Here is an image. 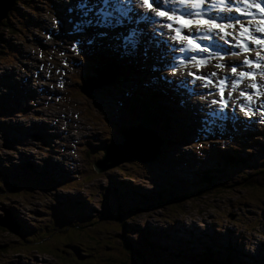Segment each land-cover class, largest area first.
Wrapping results in <instances>:
<instances>
[{
    "label": "rangeland",
    "instance_id": "374dc122",
    "mask_svg": "<svg viewBox=\"0 0 264 264\" xmlns=\"http://www.w3.org/2000/svg\"><path fill=\"white\" fill-rule=\"evenodd\" d=\"M34 1L41 13L38 11L31 19L28 10L22 9V16L13 19L16 33L21 35H7L12 46H2L0 54V220L12 227L0 228V264H186L205 249L215 250L216 245L221 247L220 253L223 247H229L240 251L236 253L246 262H264L263 185L243 187L244 180L231 176L232 171L227 168L225 174L216 176L224 180L229 171L227 178L230 184H238L237 190L216 187L214 191L189 196L180 206L164 204L169 193L173 196L199 191L196 184L200 172L209 170L212 174L221 169L222 163L212 158L219 151L230 148L231 156L253 158L242 164L241 171H237L235 163L237 175L245 177L264 170V139L254 138L264 129V80L260 79L264 69L252 70L244 65V54L233 47L231 36L228 40L232 48L223 41L215 43L212 51L195 59L201 61L200 69L204 66L200 58L207 60L206 67L213 68L207 78H200L206 84L194 85L197 74L184 72L192 76L187 78L192 87L186 94L195 108L189 109L186 89L178 81L172 88L175 101L164 91L169 86V68L159 69L153 62L154 50L147 55L148 62H153L144 67L148 73H142L139 63L131 60L132 55L125 57L121 52L122 44L114 35H101V43L96 44L89 31L95 27L93 24L72 14L64 15L62 7L70 5L71 0ZM75 1L78 0L72 3L74 8L78 6ZM59 3L64 5L59 7ZM223 14L225 18L217 22L243 23L241 16L231 14L232 18H228ZM100 22L108 29L115 27L117 20L101 18ZM159 53L157 50L156 54ZM170 55L174 59L177 53ZM248 55L255 60L254 51ZM93 61L109 69L115 65L120 68L118 74L126 76L120 81V89L103 86L93 91L95 98L81 93L83 78L93 74ZM233 66L236 73L231 71ZM240 71L256 72L255 104L239 96L241 91L252 94V81L239 77ZM165 76L167 79L161 78ZM155 80L166 114L156 113L157 104L152 115L160 122L164 120L174 133L173 144L160 147L158 157L149 164L129 161L95 173L91 165L102 158L105 145L120 144V128L136 127L138 114L142 113L137 107L153 102L139 98L141 94L135 93L138 85ZM224 83L226 87L219 92ZM213 99L217 104L211 103ZM221 99L226 101L223 109ZM167 101L174 112L170 113ZM241 106L245 110L251 107L252 114L245 117ZM175 108L183 118L178 119ZM160 122L154 123L152 129L163 138ZM69 205L81 206L80 212L86 219L74 214ZM135 209L134 214H127ZM119 210L124 213L123 221L118 217ZM71 218L74 223L69 226ZM78 226L80 229H76ZM124 244L135 252L128 251Z\"/></svg>",
    "mask_w": 264,
    "mask_h": 264
},
{
    "label": "bare ground",
    "instance_id": "6f19581e",
    "mask_svg": "<svg viewBox=\"0 0 264 264\" xmlns=\"http://www.w3.org/2000/svg\"><path fill=\"white\" fill-rule=\"evenodd\" d=\"M72 3H74V0H71ZM79 1V2H78ZM78 1H75L78 6H76V8L72 7V3L70 5H67V6H63L64 4L62 3H59L57 4L59 7L60 6H63L62 10H63V13L65 16H69L70 14L74 15L76 19H80L83 18L84 21L87 23H91L93 24L95 27H92L93 29L89 30L91 32V34L93 36H95L94 38V41L96 44H99L101 43L102 41V38H101V33H103V35H114L113 38L117 39V41L119 42V44H122V50L121 51L125 57H128L130 54L132 55L131 56V60H134L135 62L139 63V68H142V73H148V70L145 69V65L146 63L149 64L150 62H148V58H147V55L149 53H151L153 50L155 51V55L153 56L154 58V61L156 65L159 66V69H163V70H167L169 68V74H170V80L166 81V83L169 85L168 88H165L166 90L164 91H168V95L169 97H172V99L175 101V95L172 94V88L174 86V82L175 81H178L180 83V85H182L183 87H185L186 89V92L184 93V95L186 97H189L186 93L189 92L188 90L192 87L190 86V82H189V78L188 77H192V76H188V74H184V72L186 70L190 71L192 74L196 75L195 73V70H194V67L192 68H188L189 65H192V64H195V59H198L200 53L197 52V51H194L190 45H188L186 42L184 41H180L178 42L177 40H174L172 39V37L176 34L175 32L172 31V29H175L176 27V30H178V32L180 33L181 36L183 35H189V37L192 39V43L193 44H196L197 45V48L199 47H208L209 51L212 50L211 48V44H213V40L210 39L208 41H205V40H202L200 39V37L202 35H204L203 33H200V34H194L195 33V30L192 29V33H189V28L188 27H184L180 24H176V23H173V22H169V21H166L164 20V18H155L154 16V13H146L142 8H139V12H140V15H136L134 12L133 13H129L128 16H121L119 12L116 11L117 8H124L126 9L128 7L127 4H122L121 3V0H78ZM263 2V5H264V0H261ZM14 3V1H13ZM13 3L11 5V7L13 6ZM160 5L161 7L164 9V10H170L172 9L173 7H175L174 5L172 4H167L165 5L164 3V0H160ZM133 6L134 7H139L138 6V0H133ZM155 6V5H154ZM10 7V9H11ZM65 10V11H64ZM10 11V10H9ZM8 11V12H9ZM115 11H116V14H115ZM254 11V10H253ZM33 13H29L30 15V18H34L36 15V11H32ZM60 12V11H59ZM106 12H110L112 13V17H108L110 18L111 20H114V21H118L119 20V23L116 22V24L114 25L115 27H105L100 21H101V18H103L104 16V13ZM207 12H208V15L210 17H213V18H216V19H223V13H217L215 10H210V9H207ZM66 13V14H65ZM62 14V13H61ZM115 14V15H114ZM8 15V13H7ZM60 16V15H59ZM7 17V16H6ZM5 17V18H6ZM225 17V16H224ZM100 18V19H99ZM242 18V17H241ZM58 19V18H57ZM56 19V20H57ZM4 20V19H3ZM2 20V21H3ZM153 20H156L157 22L153 23L152 21ZM82 21V20H81ZM168 23L170 25L169 28H164L163 25L161 23ZM1 23V22H0ZM67 23V22H66ZM12 25L14 26V23H12ZM30 26H33V21L32 23L30 24ZM247 25L245 24V27ZM85 27V26H84ZM1 32H2V29L0 28ZM135 30V35L133 36V40L136 42L135 43V47L133 48L132 45L130 43H127L125 41V37L128 36L129 32L130 31H133ZM18 31V29H17ZM53 31V30H52ZM51 31V32H52ZM0 32V33H1ZM158 33H162V34H158ZM89 34V33H88ZM90 34V35H91ZM77 36V35H76ZM81 36V35H80ZM66 38V37H65ZM227 39L230 38V37H226ZM89 39V38H88ZM93 39V37H92ZM8 41V40H7ZM93 41V42H94ZM220 41V40H219ZM89 43V42H88ZM81 44V43H80ZM216 46V45H215ZM0 48H2V45H0ZM108 48V47H107ZM219 50L222 51L221 47H217ZM3 49V48H2ZM8 49V48H7ZM181 49H183V51H181ZM157 50H159V54L157 55ZM165 50L166 51V54L169 53H177L176 57L174 59H172L171 55L170 54H167L169 56H167L165 54ZM2 51V50H1ZM225 51V50H224ZM3 53V51L1 52ZM0 53V54H1ZM212 53V52H211ZM103 56V55H102ZM115 56V60L118 58ZM243 56V55H242ZM171 57V58H170ZM241 57V56H240ZM249 57H252V55H249ZM254 58V56H253ZM176 59V62H174V60ZM179 59V60H178ZM202 59V58H200ZM102 60V59H101ZM119 60V59H117ZM223 60V59H222ZM227 61H230L228 59H226ZM242 60V58H241ZM103 61V60H102ZM159 61H162L159 62ZM218 61V60H217ZM151 61L150 64L153 63ZM84 64V62H83ZM116 64V63H115ZM176 64V65H175ZM179 64V65H178ZM204 64V63H202ZM220 64V63H219ZM226 64V63H225ZM222 65V64H221ZM231 65V64H230ZM85 66V65H84ZM93 67L92 68V72L93 74L91 75H86L84 78H83V86H82V89L84 88L85 84H84V81H85V78L86 77H92V79L94 80V89L95 90H99L100 88H102L103 86H106V85H109L110 87H114V88H118L120 89L121 87V84H120V81L121 79H124L126 78L125 75H122V74H118V72L120 71L119 67L117 65H115V67L113 66L112 68L113 69H109L108 67H105L103 63H99V62H96V61H93ZM153 66V65H152ZM175 67L176 68V72L175 74L172 73V67ZM167 67V68H166ZM204 67V66H203ZM119 68V69H118ZM79 69V68H78ZM96 69H103V73L97 75L95 73V70ZM182 69V71H181ZM244 69V68H243ZM213 70V68H211L210 66L209 67H205L204 71L201 73H203V76L204 78H207L208 74H210L209 71ZM109 71H111L112 73H110ZM161 71V70H160ZM123 72H126V69L123 70ZM166 72V71H165ZM196 72H200V71H196ZM213 72V71H212ZM115 73V75H114ZM167 75V73H165ZM105 75H108L110 76L113 81L106 84V78H105ZM151 75V74H150ZM215 76V75H214ZM229 75L227 74L226 76H223V78L220 80L221 82L224 81V77H228ZM166 77V76H165ZM138 78V76H137ZM188 78V79H187ZM230 78V77H229ZM220 79V78H219ZM140 80V78H139ZM243 81L245 83H247L248 81L246 80H239L238 82L240 83H243ZM158 80H155L154 83L152 82V84H145L144 82L142 84H139L138 85V88L135 90V93L136 92H139L141 94V96L139 98H148L149 100L153 101V102H143V106H138L137 109L139 110V112H142L140 114H138V117H137V126H143L145 127L144 125H142L141 123H145L146 125H150V127H145L147 128L148 130H152L154 133H155V130L152 129V124L151 122L148 121L149 118H153V115H152V111H155L154 109H156V105L158 104V107H157V114L160 115V116H165L166 112H164V110L162 109V97H161V94H160V88H158V84H157ZM127 83V82H126ZM125 83V84H126ZM202 83H206V82H203V80H198L196 79L195 80V84H202ZM118 84V86H117ZM134 84L136 85L137 82L135 81ZM193 84V83H191ZM219 84V83H218ZM166 85V84H165ZM125 86V85H124ZM241 86H243L241 84ZM182 87V88H183ZM209 87V86H208ZM220 88H224L226 87V83H225V86H222L220 85L219 86ZM233 87V86H232ZM91 86L88 87L89 91L91 90ZM181 88V89H182ZM82 89H81V93L87 97V98H91L93 96V91L91 93V97L85 95L83 92H82ZM128 89V88H127ZM231 90V89H230ZM37 91V90H36ZM171 91V93H170ZM194 91H196L194 89ZM159 94V96H157V93ZM174 95V98L172 95ZM189 94V93H188ZM191 94V93H190ZM225 94V93H224ZM137 95V94H136ZM163 95V94H162ZM178 95H181L180 93H178ZM204 95V94H203ZM226 95V94H225ZM191 96V95H190ZM194 96V95H193ZM205 96V95H204ZM216 96V95H215ZM94 98L96 96H93ZM200 97V96H199ZM202 97V96H201ZM235 97V96H234ZM227 98V97H226ZM192 98L189 97V100H188V108L189 109H194V103L191 102ZM235 100V98H234ZM171 101V100H170ZM120 102H123V101H120ZM177 102V101H176ZM231 102V101H230ZM239 102L242 103V101L240 100ZM237 102V103H239ZM168 103V101H167ZM178 103H180V101H178ZM165 105V104H164ZM171 105V106H170ZM170 105L168 103V107L170 106V108H168L166 105V107L168 109H170V113H171V110H173L172 112H174V109L172 108V104L170 102ZM232 105V103H231ZM160 106V107H159ZM205 106V105H204ZM240 106V105H239ZM249 106V105H248ZM211 110H213L215 107H210ZM228 109V108H226ZM210 110V109H208ZM216 110V109H215ZM236 110V109H235ZM175 111H176V116L178 117V119H181L182 116L180 115V111H178L176 108H175ZM206 111V110H205ZM238 111V110H237ZM198 113V112H197ZM189 116H191L190 113H188ZM129 116L131 117V114H129ZM193 116V115H192ZM87 117V116H86ZM88 118V117H87ZM186 118V117H185ZM187 118H188V115H187ZM186 118V119H187ZM191 118V117H190ZM89 119V118H88ZM189 119V118H188ZM208 119V118H207ZM135 120V119H134ZM184 120V119H183ZM218 121V120H217ZM216 121V122H217ZM17 122V121H16ZM165 121L163 120L162 122H160V129L162 130V124L165 125L164 123ZM221 123V122H220ZM54 124V123H53ZM201 125V124H200ZM238 125V124H237ZM50 126V125H49ZM57 126V125H56ZM184 126V125H183ZM21 127V126H20ZM128 128H125V129H122L123 132H125L127 129L131 128V127H134V126H127ZM186 127V126H185ZM201 127V126H200ZM199 127V128H200ZM43 129V128H42ZM215 130V129H214ZM48 131V130H47ZM51 131V130H50ZM49 131V132H50ZM59 131V130H58ZM122 132V133H123ZM57 133V132H56ZM121 133V135H122ZM164 133V132H163ZM166 134L165 137H161L159 135H157V137L159 138L157 141L159 142V147H158V152H157V157H158V154L160 153V146L161 144H165V141H166V136L168 137H174V133L172 131H169L167 130V132H165ZM197 134V133H196ZM223 135V134H222ZM205 136V135H204ZM221 136V135H220ZM202 137V136H201ZM217 137V136H216ZM74 138V137H73ZM189 138V137H188ZM195 138V137H194ZM197 138V137H196ZM56 139V138H55ZM210 140V139H209ZM220 140V139H219ZM50 141V140H49ZM210 142V141H209ZM92 143V142H91ZM95 143V142H94ZM145 142H138V140L134 141L131 145V148L137 150V151H140L141 149H147V144H144ZM167 143V142H166ZM169 143V142H168ZM112 144V143H111ZM173 144V143H172ZM175 144V143H174ZM110 145V144H109ZM108 145V146H109ZM169 145V144H168ZM222 145V144H221ZM107 146V147H108ZM167 146V145H166ZM197 146V145H196ZM107 147H105L104 149H106ZM103 149V150H104ZM219 149V148H218ZM102 150V152H103ZM221 150V148H220ZM210 156V155H209ZM200 187V186H199ZM149 191V190H148ZM34 236V235H33Z\"/></svg>",
    "mask_w": 264,
    "mask_h": 264
},
{
    "label": "snow or ice",
    "instance_id": "6c2138e0",
    "mask_svg": "<svg viewBox=\"0 0 264 264\" xmlns=\"http://www.w3.org/2000/svg\"><path fill=\"white\" fill-rule=\"evenodd\" d=\"M235 0H233V3ZM122 4H127L128 7L117 8L116 11L120 13L121 16H128L129 13H135L140 15L139 8H142L146 13H154L155 18H164V20L180 24L184 27L189 28V33H192V29L195 30L194 34L203 33L200 39L208 41L211 37H216L218 40L223 41L225 45H229L230 41L226 37H232L235 40L234 48H239L240 51L244 54L243 64L246 65L249 69L257 70L264 69V5L260 0H239V3L243 7H233L226 3V0H164L165 5L172 4L173 7L170 10H164L160 5V0H138V6H133V0H121ZM155 5V6H154ZM207 9H213L217 13H231L236 12L241 17H250L247 23L251 26L254 33L259 34V36L252 34L249 27H239V30L236 31L232 22H217L216 18L210 17L208 15ZM254 10V11H253ZM112 13L106 12L104 16H111ZM153 23L157 22L156 20L152 21ZM54 24L57 22L54 20ZM119 23V20L117 21ZM235 24L239 26L241 24L240 20H236ZM164 28H169L168 23L163 24ZM176 34L172 39L177 40L178 42L184 41L194 51L199 53L208 52V47H199L197 48L196 44L192 43V39L189 35L181 36L176 29H172ZM235 33V35H233ZM162 34V33H158ZM103 35V33H101ZM135 35V30L130 31L128 36L125 37V41L130 43L132 47H135V41L133 36ZM91 43V41H89ZM248 45H251L250 49ZM72 47L75 49L77 45L73 44ZM183 51V49H181ZM250 51L255 52V60L249 58L248 53ZM219 63V62H218ZM201 64L200 60L195 61V65L199 67ZM182 71V69H181ZM233 73H236V67L231 68ZM176 68L172 67V73L175 74ZM189 75H192L189 73ZM239 77L247 78V80L252 81L249 87L252 89V94H246L241 91L239 96L243 97L244 101L249 104H255L256 101L253 100V95H258L257 93V84L255 82V71H240L238 73ZM162 79H167V77H161ZM195 79H200V77H195ZM260 79L264 80V72H261ZM237 81H233V84H236ZM221 93H218V95ZM228 97H232V91H228ZM204 99V97H201ZM213 105L217 104V100L213 99L211 101ZM221 108L223 109L226 106V101L221 99L219 101ZM233 104L236 103L235 100L232 101ZM240 111L244 114L245 117H248L252 114L253 109L249 107L245 110V107L241 106ZM264 115V112H262Z\"/></svg>",
    "mask_w": 264,
    "mask_h": 264
},
{
    "label": "trees",
    "instance_id": "16d2710c",
    "mask_svg": "<svg viewBox=\"0 0 264 264\" xmlns=\"http://www.w3.org/2000/svg\"><path fill=\"white\" fill-rule=\"evenodd\" d=\"M39 2V1H38ZM37 1L34 0H14L13 6L11 7L10 11L8 12L7 17L1 21L0 23V28L2 29V32L0 33V45H2L3 47H11V42L7 41L8 39H6V36H12V37H19L21 35V33L17 32V29L14 28V26L12 25L13 23V19L16 20L18 18H20L22 16L21 14V9L22 8L24 10H28L30 13H33L32 11H36V15H38V9H37ZM3 33V34H2ZM2 47V48H3ZM2 48H0V53L2 52ZM149 122H151L152 124L154 123H158L160 122L158 117H153L152 119L149 118L148 119ZM162 130L165 134V132H167V130H169L168 125L162 124ZM120 134L123 132L122 129H120ZM257 132V131H255ZM255 141L259 140L260 138L264 139V129L261 131L257 132V135L254 137ZM166 141L165 144L167 145V147H169L173 140H171V137L166 136ZM167 142V143H166ZM169 142V143H168ZM109 144H111V142L107 143L105 145V147H107ZM164 144V145H165ZM169 144V145H168ZM163 146V144H161ZM104 149V148H103ZM86 150V149H83ZM262 150H264V147H262ZM88 152V151H85ZM233 150H231L229 148V151L224 150V151H219L218 153H215V155L212 158H216L213 160H217V163H222V165L220 166V170L216 171L214 173L211 174V172L209 170H202L200 172V176L201 178L199 179L198 183L196 184L197 186H200L199 191L197 192H193L192 193H188V191H183L179 194H175V195H171V193L167 194L166 196L168 198H166L164 200V204L167 206H180V204L185 201L189 196H197L200 191H214L216 190V187L219 188H224V187H235L236 190L240 187H238V184H230V179H228L227 177L229 173V171H227V177L224 178V180H221L220 178H218L216 175L218 173H222L225 174V170L230 169L231 172V176L236 174L234 173V169L233 167H236L237 165L235 164L236 162L238 163V170L237 171H241V169H243L242 164H246L249 163V160H253V158H243L241 156H231L232 155ZM251 157V156H248ZM224 163V164H223ZM254 173V172H253ZM240 178H242L244 180L243 183V187L246 185H263L264 186V170H258L256 173L254 174H246L245 177L241 176V175H237ZM30 177H28L29 179ZM218 180V181H217ZM219 180L222 181V183H218ZM233 185V186H232ZM202 187V188H201ZM165 192H163L162 194H164ZM162 194L159 195V199L162 200ZM188 194V195H185ZM192 197V198H193ZM153 201V200H152ZM66 206V205H65ZM62 206L58 207V210L61 209ZM69 209L70 210H75L73 211L74 214L82 216L84 219H86V216H84L83 213L80 212V210L82 209L81 206H74V205H69ZM135 211H137V209L132 210V211H128L127 214L129 213H135ZM123 211H118V217L120 220L123 221L124 219V215H123ZM70 220H73L72 218ZM88 221V220H87ZM74 223L73 221L69 222V226H71V224ZM87 223H90L89 221ZM79 227V226H78ZM76 229H80L76 228ZM126 243V241H125ZM126 247V249L130 252H135V250L129 246L128 244H124ZM152 250H154V248H152ZM216 250V251H215ZM215 250L211 249H205L204 251H202L201 253H199V256L194 257L192 260L188 261L186 264H252L251 262H246L243 259V256L241 255L238 256V254L236 252H240V251H236V250H232L229 247H223L222 253H220L221 247H215ZM139 256V254H138ZM143 264H146V261H143ZM253 264H264V262H255Z\"/></svg>",
    "mask_w": 264,
    "mask_h": 264
},
{
    "label": "water",
    "instance_id": "95a60500",
    "mask_svg": "<svg viewBox=\"0 0 264 264\" xmlns=\"http://www.w3.org/2000/svg\"><path fill=\"white\" fill-rule=\"evenodd\" d=\"M13 1L14 0H0V22L7 16ZM95 73L99 75L103 73V69H96ZM105 78L106 84L113 81V79L108 75H105ZM84 84L85 86L82 89V92L91 97L92 91L95 90L94 80L92 77H86ZM89 86L92 87L90 91L88 89ZM122 137L123 139L120 144H110L103 150L102 158L92 163L91 166L95 173H102L129 161L146 165L156 157L159 147V138L152 130H148L143 126L131 127L122 133ZM136 140H138V142H145L144 144H147V149L137 151L131 148V145H133L132 143ZM112 156L113 158H111ZM108 159H113V161L108 164L106 162ZM0 226L9 228L1 223V220Z\"/></svg>",
    "mask_w": 264,
    "mask_h": 264
}]
</instances>
